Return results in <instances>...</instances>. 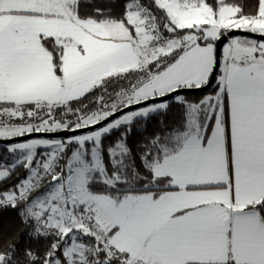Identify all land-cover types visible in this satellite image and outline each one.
Here are the masks:
<instances>
[{
	"label": "snow or ice",
	"instance_id": "obj_1",
	"mask_svg": "<svg viewBox=\"0 0 264 264\" xmlns=\"http://www.w3.org/2000/svg\"><path fill=\"white\" fill-rule=\"evenodd\" d=\"M8 209L0 264H264V0H0Z\"/></svg>",
	"mask_w": 264,
	"mask_h": 264
},
{
	"label": "trees",
	"instance_id": "obj_2",
	"mask_svg": "<svg viewBox=\"0 0 264 264\" xmlns=\"http://www.w3.org/2000/svg\"><path fill=\"white\" fill-rule=\"evenodd\" d=\"M211 2V0H210ZM238 3H245L246 0H236ZM247 11V9H245ZM209 92L214 91L213 88L208 89ZM175 118V111L169 118V122ZM159 125L155 122L151 123L147 128V133L158 130ZM142 135L134 133L130 138V144L135 147L138 142L142 139ZM23 227L20 224L19 218L11 209L0 211V242H5L9 238L19 240V247L23 249L28 243V238L23 234Z\"/></svg>",
	"mask_w": 264,
	"mask_h": 264
}]
</instances>
